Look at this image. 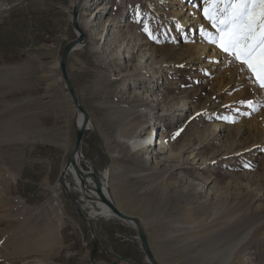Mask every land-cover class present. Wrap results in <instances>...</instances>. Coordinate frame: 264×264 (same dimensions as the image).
Listing matches in <instances>:
<instances>
[{
	"label": "rangeland",
	"instance_id": "obj_1",
	"mask_svg": "<svg viewBox=\"0 0 264 264\" xmlns=\"http://www.w3.org/2000/svg\"><path fill=\"white\" fill-rule=\"evenodd\" d=\"M20 1L0 12V32L45 30L40 43L56 46L58 56L27 44V53L6 61L27 63L34 53L50 67L49 84L59 87L43 96L42 113L28 117L35 95L24 91L34 85L7 76L0 65V264H149L133 228L116 218L88 223L62 188L77 128V112L58 78L62 50L76 38L71 0L54 1L53 8L45 0ZM166 1L98 0L81 7L86 43L70 55L69 79L92 124L82 155L100 173L109 170L116 207L142 222L158 264H264V89L222 52L223 62L213 68L188 63L189 40L170 15V3L183 0ZM21 9L24 21L13 16ZM46 10L52 30L58 27L54 35L40 27L37 15ZM101 17L103 31L94 33ZM59 30L68 42L57 41ZM12 81L15 94L7 89ZM17 107L26 114L21 119L11 117ZM151 130L164 132L157 156L153 147H130L128 141ZM81 222L92 226L87 235ZM70 226L77 248L69 244ZM83 252L84 259L74 257Z\"/></svg>",
	"mask_w": 264,
	"mask_h": 264
},
{
	"label": "bare ground",
	"instance_id": "obj_2",
	"mask_svg": "<svg viewBox=\"0 0 264 264\" xmlns=\"http://www.w3.org/2000/svg\"><path fill=\"white\" fill-rule=\"evenodd\" d=\"M77 1L78 0L70 1L71 2L70 5H71L72 9H73V6L77 3ZM96 1H98V0H89V2H85V3L83 2L82 6L85 5L86 3L88 6H92L91 3L93 2V4H94V2H96ZM170 5H171L170 15L174 19L173 25L175 27L179 26V28L182 31H185V33L187 35V39L189 40V44L186 46V49L184 50V52L186 54H188V56H187L188 63H190V64L197 63V64H200L204 67H212V68L215 67V65H220L223 62L222 53L220 52L219 49L210 45L204 38V33L206 31H210L211 28L201 14L202 0H183L182 2L173 1L170 3ZM81 7H80V13H79V17H78V23H79L80 28L83 30V28L81 26V22H80V16H81V12H82ZM8 8H14V6H12V4H4V6L0 5V12H4ZM100 9L105 11L104 7H100ZM88 15L90 16V14H88ZM93 15H91L88 20L93 19V17H94ZM95 17H96V15H95ZM71 19H72V15H71ZM103 25H104V20L101 17L99 19V22L96 25L94 33H97L98 31L102 32L103 31ZM85 43H86V41H85ZM84 44L77 46L75 51H77L81 47H83ZM142 58H145V57L143 55H141V57L137 56L136 60L139 61ZM147 60H148V58H146V60L142 64L144 67L148 66L147 65L148 63H146ZM138 64H140V61ZM58 67H59V64H58ZM147 72H148L150 78H155V75H154L155 73H154V70L152 68H149V70ZM58 78L62 81L60 73L58 75ZM76 115H77L76 116V126L80 127L82 120H83V116H82V114H80L78 112ZM91 125L92 124H91V121L89 119V123L87 125L86 130L91 129ZM263 127H264V125H263ZM163 137H164V132H161L159 134L158 131L151 130L147 135L143 136L142 138H138V139H134V140L132 139L131 141H128V143H129L130 147L134 150L142 149L144 147H147V148L153 147L154 152H156L155 155L157 156L159 152L156 150V148L158 147L160 150L161 148L165 147L164 146L165 142L162 141ZM156 156L154 157V159L157 158ZM151 159H152V157H151ZM76 165L84 174L89 172V170H92V168H90V166H89L90 164L85 163L84 160H82L80 158V156H77V158H76ZM65 166H66V164H65ZM65 166H64V168L61 172V175H60V180L62 179L61 183L64 184V186L62 184V188L66 194H67V192H70L71 194L77 193V194L81 195V197H79V200H77V202L80 205V209L82 208V211L86 214L87 220L99 221V220L108 219V218H115L114 215L111 213V211L108 209V207L105 206L100 201H98V199H96V194L92 189L93 188L92 180L91 179L83 180L82 186H85V188L82 187V189H81L80 188L81 186H79L80 184L78 183L79 181L76 178V174H75L73 168L71 166H68L65 169ZM86 168H88V169H86ZM100 179L102 182L104 195L106 197H108V199L115 205V203L112 199V196L110 194V189H109V179H110L109 170H107V169L104 170L101 173ZM56 196H57V194H54V197H56ZM57 213L59 216H61L63 214L61 207L57 210ZM139 222H141V221H139ZM126 224L135 230V226L133 224H131V223H126ZM48 241H49V238H48ZM50 243H51V241H50ZM53 243H54V240H53ZM48 249H49V247H48ZM146 261L148 262L147 258H146ZM156 263H157V261H156Z\"/></svg>",
	"mask_w": 264,
	"mask_h": 264
},
{
	"label": "snow or ice",
	"instance_id": "obj_3",
	"mask_svg": "<svg viewBox=\"0 0 264 264\" xmlns=\"http://www.w3.org/2000/svg\"><path fill=\"white\" fill-rule=\"evenodd\" d=\"M201 14L214 30L204 33L205 40L264 89V0H202ZM144 31L150 35L147 24Z\"/></svg>",
	"mask_w": 264,
	"mask_h": 264
},
{
	"label": "crops",
	"instance_id": "obj_4",
	"mask_svg": "<svg viewBox=\"0 0 264 264\" xmlns=\"http://www.w3.org/2000/svg\"><path fill=\"white\" fill-rule=\"evenodd\" d=\"M35 1L36 0H32V1L29 0L28 4L31 2V6H32V4H34ZM38 1H39V4H40L41 0H38ZM54 1L59 2V0H45L46 4H45L44 7L47 8V7H52L53 5L55 6ZM70 4H71V2H70ZM70 4L69 5L67 4V7L69 6L70 9H71V5ZM52 8H50V9H52ZM25 10L21 9V10H18L16 12H13V16L17 17L16 19L23 20V18L21 16V13H23ZM63 11L67 14V10H63ZM43 16L47 17V19H44ZM37 17H39V19H40V21H39L40 27H43L46 30L47 29H51V31H53L52 33L54 35V31L58 27L55 28V26H54L53 30L50 27L52 25V23L54 24V22L52 20L53 14L52 13H47V10H46V11H42L41 14H38ZM15 21L16 20L12 21L13 24L18 23V22H15ZM16 28H23V27H21L18 24L16 26ZM43 31H45V30H40V31L37 30L35 32L36 34L32 35V36L27 35L25 33V31L21 32V31H18V30L14 31V32H12L10 34L7 33V32H3V31L0 32V33L3 34V42H2V45H0V65H2L5 68L9 69V74L7 76L14 77V80H15V77L20 75L19 80H22L24 85H25V82H24L25 78L27 80H30V82H32L31 84H29V86L34 85L32 89H27L26 88V90L24 91V92H28V91L30 92L31 91L32 95H35V97H33V96L31 97V101H32V103L34 105L33 106V113L34 114L33 115L31 114L32 113V110H31V112L27 115L28 117H32V116L33 117H37L36 114L38 112L39 113L43 112V100H44L43 96L44 97H48V98L51 97L53 95L52 94L53 93L52 90H55L57 87H59V84H57V81H56V84H55L56 86L49 84V81H54V79L49 80L48 78H46L47 72H48L50 67L49 66H45L44 61H41L42 59L37 57L36 54H34V53H28L27 54V56H29V59H28L27 63H13L11 61H6V59H8L9 57H14L15 55L17 56L18 53H20V51H22L20 54H24L25 52L27 53V51L25 49H23L27 44H32V45H35L36 47H39V48L43 47V48L49 49L44 54H48L49 58H51V59H52V57H55V59H56V56H58V49L56 48V46L52 48L49 45L44 46L42 43H40L43 40V38H45V35L43 34ZM47 31H49V30H47ZM28 32H29V30H28ZM4 35H6V37ZM6 39H9V42H7ZM23 39L25 40V42H23ZM36 40H38V41H36ZM20 41H21V44H20ZM21 45H23L22 48H20ZM36 49H38V48H36ZM40 50H42V49H40ZM40 50L38 49V51H40ZM32 56H33V60L34 61L32 60ZM45 60H46V58H45ZM69 61H70V57H69ZM69 61H68V74H69V69H70V65H69L70 62ZM42 70H45L46 72H42ZM12 82L13 83L9 87H7V89L12 94H15V91H13V89H14V87H13L14 81H12ZM50 83H52V82H50ZM25 86L27 87L28 85H25ZM48 87H50V88H48ZM39 89H40V92L44 91L45 95L41 94L42 97L36 98V96L38 95ZM47 102H51V101H47ZM14 109H15V114L12 115L11 117H13L15 119H21V118H23L24 115H26V114H24V112L22 110H20L19 107L13 108L12 111H14ZM50 116L51 117H57V115H55V116L54 115H50ZM39 117L43 118V115L40 114ZM41 162L44 164L45 161L41 160ZM41 162H37V163H39L38 165H40L42 167L43 164ZM46 163H47V161H46ZM44 166H45V164H44ZM77 221L78 220L76 219L75 223H77ZM81 225H82V227H81L80 230H81V232L84 235H87V233L89 231H92L91 230L92 226H90V225H88L86 223H82V222H81ZM96 227H97V225H96ZM68 234L70 235L69 244L73 245L75 243L76 244V248H77V246H78L77 245L78 244V237L74 233L73 228L71 226H70V231H68ZM75 241H77V242H75ZM76 248H73V253H76V251H75ZM78 254H81V253H78ZM84 255H85V253L83 252V254H81L80 256H78V255H75V256L73 255V256L78 260L81 257H83V259H84ZM120 259L123 260L122 257H120ZM86 262L84 264H86ZM105 264H107V263H105Z\"/></svg>",
	"mask_w": 264,
	"mask_h": 264
},
{
	"label": "water",
	"instance_id": "obj_5",
	"mask_svg": "<svg viewBox=\"0 0 264 264\" xmlns=\"http://www.w3.org/2000/svg\"><path fill=\"white\" fill-rule=\"evenodd\" d=\"M84 0H78L77 3L73 6L72 9V19H71V26L72 29L75 31L76 39L73 41L67 43L65 47L62 50L61 57L59 60V70L61 74L62 81L64 83L65 89L67 93L70 96L71 102L75 108V111L82 114L83 120L80 125V127L76 128V135H75V142H74V148L73 151L71 152L70 156L67 159L65 169L68 166H71L76 174V178L78 179V183L81 186L80 188L82 189L85 188L83 185V180L86 179H91L93 182V191L96 194V199L103 203L105 206L108 207V209L111 211V213L114 215L115 218L118 220L123 221L124 223H131L135 226V232L137 235V239L139 240L140 248L142 252L144 253L145 257L147 258L148 262L150 264H157L147 243L146 235L144 233V230L141 226V223L139 222L138 219L135 217L129 216L121 212L109 199L106 197L103 193V186L101 182V173L100 171L92 166V164L83 157L82 152H81V146H82V141L85 135V131L87 128V125L89 123V115L88 113L83 109L82 105L80 104L78 97L76 95L75 89L72 86L70 79H69V74H68V61L70 54L76 50V47L79 45H82L86 41V35L84 31L80 28L79 23H78V17L80 13V7L82 6ZM85 45V44H84ZM77 156H80L82 160H84L85 163L90 164V168L92 170H89L86 174L82 173V171L78 168L76 165V158ZM89 168V169H90ZM88 169V168H86ZM91 171V172H90ZM62 181V179H61ZM63 184V183H62ZM64 186V184H63ZM71 193L67 192V197L70 199V202L74 206V208L77 211V214L85 221L88 223H96L98 221H89L87 220L86 214L82 211V208L80 209V205L77 201L73 200L72 197L70 196ZM80 195V194H79ZM81 197V195H80Z\"/></svg>",
	"mask_w": 264,
	"mask_h": 264
},
{
	"label": "built area",
	"instance_id": "obj_6",
	"mask_svg": "<svg viewBox=\"0 0 264 264\" xmlns=\"http://www.w3.org/2000/svg\"><path fill=\"white\" fill-rule=\"evenodd\" d=\"M21 3L22 1L20 0H2L0 2V5L4 6V4H12V6L17 8L18 6L21 5ZM0 17H3V15H0ZM56 39L59 43H63V42L65 43L69 41L68 35L66 34L65 30H59L56 35ZM91 264H94V263H91Z\"/></svg>",
	"mask_w": 264,
	"mask_h": 264
}]
</instances>
